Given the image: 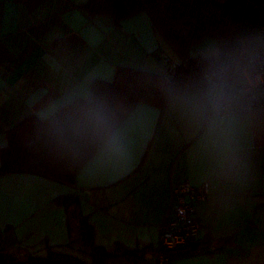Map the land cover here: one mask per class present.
<instances>
[{"label":"crops","instance_id":"0c3cea01","mask_svg":"<svg viewBox=\"0 0 264 264\" xmlns=\"http://www.w3.org/2000/svg\"><path fill=\"white\" fill-rule=\"evenodd\" d=\"M86 2L0 0V152L20 123L50 119L76 99L91 101V84L112 83L117 66L159 73L166 81L162 58L181 61L145 11L114 23L110 16H90ZM209 97L191 79L163 109L136 103L72 184L26 172L0 174L4 257L44 254L46 244L76 252L79 219L56 202L73 196L96 245L147 247L138 264H156L159 227L176 219L172 189L207 183L209 193L194 202L196 251L172 252L164 264H264V106L219 118ZM86 117L74 133L91 123ZM105 264L130 263L118 257Z\"/></svg>","mask_w":264,"mask_h":264},{"label":"trees","instance_id":"16d2710c","mask_svg":"<svg viewBox=\"0 0 264 264\" xmlns=\"http://www.w3.org/2000/svg\"><path fill=\"white\" fill-rule=\"evenodd\" d=\"M90 16H110L114 23L135 13L145 11L154 26L176 54L186 64L176 63L164 81L162 74L137 68L117 66L114 81H95L90 90L92 100L76 99L58 110L55 118L63 132L44 121L28 119L9 130V144L0 152V174L26 172L61 183H74L76 173L101 146L116 124L107 125L99 114L98 101L120 102L124 112L121 119L138 102L157 105L163 109L168 99L183 90L191 80V70L201 72L210 66L211 58L190 56V50L207 37L224 42L240 59H246L259 46L258 34L264 30V0H87L82 6ZM215 57V56H213ZM88 110H93L102 122V132L96 133L86 123L78 133L75 124ZM72 217L79 219L80 247L89 261L61 246H44V254H28L24 258L8 259L6 264H105L111 258L123 257L130 264L143 260L146 248H129L120 243L106 248L94 243L93 228L79 216L76 198L56 199ZM227 241V240H224ZM65 247V246H63ZM192 254L188 242L176 251Z\"/></svg>","mask_w":264,"mask_h":264},{"label":"built area","instance_id":"2783aa9c","mask_svg":"<svg viewBox=\"0 0 264 264\" xmlns=\"http://www.w3.org/2000/svg\"><path fill=\"white\" fill-rule=\"evenodd\" d=\"M258 40V48L246 59L238 58L233 49L221 42L207 69L191 70L192 81L199 93L210 92L209 102L215 117H234L264 106V30L259 32ZM162 61L168 70L177 65L167 57ZM179 63L186 64L182 59ZM208 193L207 183H185L172 189L176 219L163 222L159 227L156 264L169 261L172 252L194 240L200 228L194 202L203 200Z\"/></svg>","mask_w":264,"mask_h":264},{"label":"rangeland","instance_id":"374dc122","mask_svg":"<svg viewBox=\"0 0 264 264\" xmlns=\"http://www.w3.org/2000/svg\"><path fill=\"white\" fill-rule=\"evenodd\" d=\"M217 52H218V48H217L216 40L207 37L203 40L201 44L195 45L190 50V56L196 57L197 55H201V56L212 57V56H216ZM97 106L99 108V114L102 116L101 118H104V122L107 125H111L115 123L124 112L123 106L120 102L111 103L110 101L104 98H101L98 101ZM85 114L87 115L86 120L91 121V124L93 125L95 132L101 133L103 126L97 114L93 110H88ZM49 124L54 128V130L61 133L63 132V130L61 129L60 125L57 123L55 118L50 119ZM78 128L79 125H76L73 130L77 131ZM74 253L82 257L84 260L89 261L88 257L85 254H83V252L77 251Z\"/></svg>","mask_w":264,"mask_h":264},{"label":"water","instance_id":"95a60500","mask_svg":"<svg viewBox=\"0 0 264 264\" xmlns=\"http://www.w3.org/2000/svg\"><path fill=\"white\" fill-rule=\"evenodd\" d=\"M7 259L4 257L3 253L0 251V264H6Z\"/></svg>","mask_w":264,"mask_h":264},{"label":"clouds","instance_id":"9594fccd","mask_svg":"<svg viewBox=\"0 0 264 264\" xmlns=\"http://www.w3.org/2000/svg\"><path fill=\"white\" fill-rule=\"evenodd\" d=\"M5 147H6V145H5Z\"/></svg>","mask_w":264,"mask_h":264}]
</instances>
